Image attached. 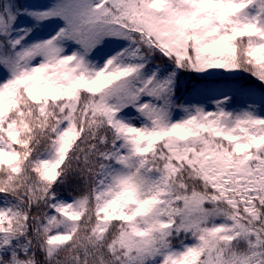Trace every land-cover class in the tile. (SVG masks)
I'll use <instances>...</instances> for the list:
<instances>
[{
  "label": "snow or ice",
  "instance_id": "obj_1",
  "mask_svg": "<svg viewBox=\"0 0 264 264\" xmlns=\"http://www.w3.org/2000/svg\"><path fill=\"white\" fill-rule=\"evenodd\" d=\"M0 264H264V0H0Z\"/></svg>",
  "mask_w": 264,
  "mask_h": 264
},
{
  "label": "trees",
  "instance_id": "obj_2",
  "mask_svg": "<svg viewBox=\"0 0 264 264\" xmlns=\"http://www.w3.org/2000/svg\"><path fill=\"white\" fill-rule=\"evenodd\" d=\"M29 2H35V0H29ZM249 79H251V78H249ZM63 191H64L65 195H68V194L75 195V194H77L76 192L72 191V189L70 187L64 189Z\"/></svg>",
  "mask_w": 264,
  "mask_h": 264
}]
</instances>
